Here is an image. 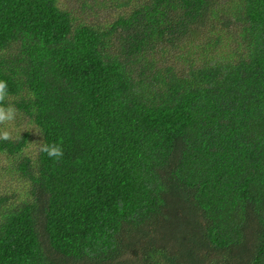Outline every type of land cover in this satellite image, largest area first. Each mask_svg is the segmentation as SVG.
Masks as SVG:
<instances>
[{
    "label": "trees",
    "instance_id": "obj_1",
    "mask_svg": "<svg viewBox=\"0 0 264 264\" xmlns=\"http://www.w3.org/2000/svg\"><path fill=\"white\" fill-rule=\"evenodd\" d=\"M128 3L0 0V264H264V0Z\"/></svg>",
    "mask_w": 264,
    "mask_h": 264
},
{
    "label": "rangeland",
    "instance_id": "obj_2",
    "mask_svg": "<svg viewBox=\"0 0 264 264\" xmlns=\"http://www.w3.org/2000/svg\"><path fill=\"white\" fill-rule=\"evenodd\" d=\"M127 2L128 0H63V6L68 8L78 20L110 26L121 16H125L132 11L133 6H128L129 3L122 5V3ZM6 127L10 131L12 139L18 138L19 135L30 131L31 128L28 125V120H23L20 114H16L15 120ZM32 133L35 136V142L37 134ZM37 148V144L31 145L29 152L35 155ZM8 166L9 160L5 156L0 157V194H3L8 189L10 191L18 190L24 192L25 185L16 175L7 170Z\"/></svg>",
    "mask_w": 264,
    "mask_h": 264
},
{
    "label": "clouds",
    "instance_id": "obj_3",
    "mask_svg": "<svg viewBox=\"0 0 264 264\" xmlns=\"http://www.w3.org/2000/svg\"><path fill=\"white\" fill-rule=\"evenodd\" d=\"M8 95V85L4 80H0V140H10L11 133L7 129V125L14 121L16 118L17 110L16 108L8 104L4 105V101ZM39 150L47 154L49 158H53L54 160H59L63 156V149L59 144H41Z\"/></svg>",
    "mask_w": 264,
    "mask_h": 264
}]
</instances>
